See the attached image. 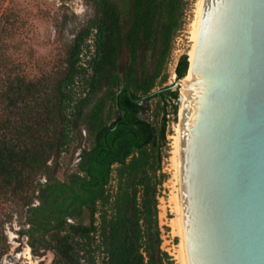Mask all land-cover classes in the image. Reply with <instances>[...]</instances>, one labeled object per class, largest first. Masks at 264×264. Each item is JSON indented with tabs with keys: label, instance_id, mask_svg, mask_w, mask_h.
Segmentation results:
<instances>
[{
	"label": "trees",
	"instance_id": "1",
	"mask_svg": "<svg viewBox=\"0 0 264 264\" xmlns=\"http://www.w3.org/2000/svg\"><path fill=\"white\" fill-rule=\"evenodd\" d=\"M86 1L94 12L63 61L35 77L0 72V201L25 209L23 233L52 264H177L160 219L179 111L166 83L193 2ZM188 66L185 53L177 78ZM78 148L60 178L52 161Z\"/></svg>",
	"mask_w": 264,
	"mask_h": 264
},
{
	"label": "water",
	"instance_id": "2",
	"mask_svg": "<svg viewBox=\"0 0 264 264\" xmlns=\"http://www.w3.org/2000/svg\"><path fill=\"white\" fill-rule=\"evenodd\" d=\"M174 85L190 263L264 264V0H205Z\"/></svg>",
	"mask_w": 264,
	"mask_h": 264
},
{
	"label": "rangeland",
	"instance_id": "3",
	"mask_svg": "<svg viewBox=\"0 0 264 264\" xmlns=\"http://www.w3.org/2000/svg\"><path fill=\"white\" fill-rule=\"evenodd\" d=\"M192 2L191 10L188 11V24L174 42L169 62L170 77L166 84L176 83L178 60L185 53L190 56L189 51L194 45L192 31L198 0ZM93 12V6L86 0H0V58L8 63L6 66L0 64V72L15 65L20 74L35 77L54 67L64 60L75 34ZM89 42L93 43V39ZM174 88L179 86L175 85ZM169 117L171 155L165 160L169 178L160 198V219L163 246L175 257L176 263L181 264L179 245L182 235L175 224L179 217L181 183L177 177L179 170L173 152L180 116L170 113ZM79 153L80 148L75 152H65L59 159L52 161V165L59 163L60 178L64 179L75 167ZM42 180L45 178L42 177ZM34 203H39L38 199ZM28 226L24 208L14 202L0 201V247L6 249L0 257V264H52L55 256L53 251L43 248L34 251L29 237L23 233Z\"/></svg>",
	"mask_w": 264,
	"mask_h": 264
},
{
	"label": "bare ground",
	"instance_id": "4",
	"mask_svg": "<svg viewBox=\"0 0 264 264\" xmlns=\"http://www.w3.org/2000/svg\"><path fill=\"white\" fill-rule=\"evenodd\" d=\"M204 1L205 0H198V4H197V9H196V17L194 18L193 21V31H192V36L194 39V45L192 47V49L189 51L190 52V62H193L194 59V54H195V45H196V41L199 35V29H200V23H201V16H202V12H203V6H204ZM191 36V38H192ZM192 73L191 71H189V73L187 74V76L185 77V80H190L192 78ZM186 101H191L192 99L190 98H186ZM185 109V101L181 103L180 105V111H179V116L180 119L177 122V134L175 135V140H174V156H175V162L177 163L176 166H178V170H179V176L177 175V177H179V181L181 183V189H180V200H179V217H177L176 222L173 221V223L175 222L176 227L178 228V232L181 233L180 235H182V241L179 249V258L181 261V264H191L190 263V257H189V249H188V240H187V227H186V214H185V201H184V195H183V187H182V169H181V143H182V124H181V117H182V112ZM173 156V157H174ZM176 169V171H178ZM175 220V219H174ZM175 227V226H174ZM177 232V233H178ZM178 255V254H177ZM178 258V259H179Z\"/></svg>",
	"mask_w": 264,
	"mask_h": 264
}]
</instances>
